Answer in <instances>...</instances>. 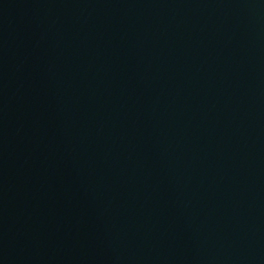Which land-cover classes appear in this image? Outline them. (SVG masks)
<instances>
[{"label": "water", "instance_id": "95a60500", "mask_svg": "<svg viewBox=\"0 0 264 264\" xmlns=\"http://www.w3.org/2000/svg\"><path fill=\"white\" fill-rule=\"evenodd\" d=\"M0 264H264V0H0Z\"/></svg>", "mask_w": 264, "mask_h": 264}]
</instances>
